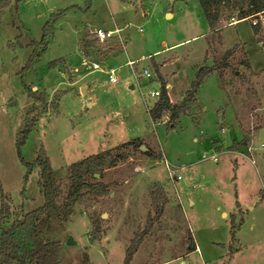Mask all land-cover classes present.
<instances>
[{"label":"rangeland","instance_id":"rangeland-1","mask_svg":"<svg viewBox=\"0 0 264 264\" xmlns=\"http://www.w3.org/2000/svg\"><path fill=\"white\" fill-rule=\"evenodd\" d=\"M232 15L224 13L218 32L198 0H0V208L9 203L14 216L44 204L37 165L25 181L40 150L65 191L72 163L102 150L123 156L117 145L141 135L144 147L126 149L125 161L105 169L110 193L86 198L46 232L62 243L63 263L88 255L91 264H123L131 240L156 215L153 189L163 188L168 202L130 264H264V24L254 33L251 18L230 25L238 18ZM98 28L121 29L124 46L119 37L100 41L107 51L92 47L88 56L115 69L117 83L81 57L82 41L96 38L91 31ZM232 48L229 67L202 80L191 114L152 122L148 110L157 97L149 92L162 88L164 76H179L171 82L176 99L200 67L221 63ZM91 71L80 82L95 84L99 100L89 109L81 106L80 84L69 83L72 74ZM38 91L48 101L42 115L44 103L31 94ZM35 117L20 155L18 133ZM95 218L102 227L96 235Z\"/></svg>","mask_w":264,"mask_h":264},{"label":"trees","instance_id":"trees-1","mask_svg":"<svg viewBox=\"0 0 264 264\" xmlns=\"http://www.w3.org/2000/svg\"><path fill=\"white\" fill-rule=\"evenodd\" d=\"M20 1L16 0V4ZM198 1L212 31L220 32L223 29L220 26V21L224 19L226 11H233L231 17L237 14L238 18L236 20L253 18L260 12L264 13V0ZM7 5L8 2L2 4L1 8ZM65 12L66 9H64L62 14ZM253 28L255 33L259 31V25H253ZM82 42V51L86 55L85 57L90 55V48L95 47L99 49L100 47V41L97 38L89 39L85 37ZM46 46L47 41L44 42V47ZM234 49L232 48L225 53L221 63H215L210 66L206 64L200 67L196 78L190 86L191 88L187 90L186 96L179 103L171 102L165 81L162 78L163 85L160 89V94L148 110L153 121L168 118L169 122L172 123L179 118L180 114L189 111L202 80L205 76L221 70V66L228 68L229 63L226 62V59L233 53ZM33 61L32 59L30 60L31 65L34 63ZM55 64L56 61L51 62L52 66ZM31 94L36 100L44 103L43 108L38 107V115H42L48 110L46 95L39 91L35 93L31 92ZM56 106H59L58 103H56ZM36 119L35 117L25 129L18 133L17 147L20 155H22L21 146L27 141L31 125L34 124ZM241 143L245 144L244 140ZM141 146H144L143 139L133 138L117 145V149L120 150L123 156L119 153L118 155H114L111 150H102L72 163L69 167L68 185L65 191L58 183L56 171L51 164L50 158L44 150H40L36 163H27L28 171L25 175V181L28 179V174L31 172L33 166L37 165L39 167V184L41 193L44 196V204L30 212H17L14 216L11 215L10 204L6 202L2 204L0 208V264H64L61 258L62 243L59 240L49 238L46 232L52 230L56 219L67 222L74 213L76 206L84 203L86 198L92 200L109 194V186L104 181L105 169L117 166L120 162L125 161L127 159V156L124 155L126 149L137 150ZM146 151H149V149ZM149 154L156 155L153 151H149ZM21 159L24 160L23 158ZM1 192L2 198H6L3 189H1ZM152 194L156 215L153 217L149 216L146 229L142 232L138 231L131 240L130 246L126 250L123 264H130L144 240L146 230L162 215L164 206L168 202L163 188H158V190L153 189ZM12 216L13 220L9 224L8 221ZM93 225L95 235L101 232L100 219H93ZM234 228L233 225L231 229L233 240L235 238ZM191 238H189V241L192 240L189 247L191 251H194L197 249V245ZM78 264H91L88 255L83 256Z\"/></svg>","mask_w":264,"mask_h":264},{"label":"crops","instance_id":"crops-1","mask_svg":"<svg viewBox=\"0 0 264 264\" xmlns=\"http://www.w3.org/2000/svg\"><path fill=\"white\" fill-rule=\"evenodd\" d=\"M26 1H28V0H26ZM32 1H38V0H32ZM34 3V2H33ZM36 3V2H35ZM76 6V5H75ZM74 9H76V8H74ZM78 9L79 10H81V7H78ZM167 15H168V17H171L172 16V14L170 13V12H167ZM247 19V18H246ZM242 20H244V19H241V20H237L236 22H232L230 25H235L237 22H239V21H242ZM110 30H113L112 28L110 29ZM254 32V31H253ZM255 33V32H254ZM98 50H100V52H104V51H107V48H104V47H99V49ZM81 54V57L82 58H84L86 55L83 53V52H81L80 53ZM130 61V60H129ZM128 61V62H129ZM66 62V61H65ZM67 63V62H66ZM159 65H160V67H161V69L163 68V67H165V65H167V62H164V61H162V62H160L159 63ZM251 66H252V64H251ZM254 69V71L255 72H257V71H259V70H261V69H263V68H261V69H255V68H253ZM99 71H101V72H103V73H105L104 71H102V70H99ZM93 72H95V71H91V72H87L86 73V75H83L82 77H77V78H75L76 76H74L75 75V73L74 74H72V79L70 80V83H69V85L71 86V87H75V86H73V85H76V84H80V86H79V89H82V91H84L85 93H82V92H80L79 91V94H78V96H80V103H81V106L82 107H84V108H86V107H88L89 109H92L93 107H95L96 106V104H97V102H98V97H97V95H95V84H94V87L93 86H91V83H80L81 82V80H83L86 76H88L89 74H91V73H93ZM106 74V73H105ZM167 76V75H166ZM166 76H164L165 77V81H166V83H167V88H168V94H169V97H170V100H171V102H173V103H179V102H181L182 100H183V94H184V91H187L188 90V85L186 84V86L182 89L183 90V92H182V94L178 97V98H174V96L171 94V92H170V90L172 89V88H175V85L176 84H174V83H176V80L179 78V76H177V78H175L173 81H171V82H174L173 84L171 83V82H169V80L166 78ZM174 85V86H173ZM129 88L130 89H133V87H132V85H130L129 86ZM84 89V90H83ZM158 98V97H157ZM59 107H60V105H59ZM189 113L188 114H191V110H189L188 111ZM150 115V114H149ZM150 118H151V116H150ZM151 120H152V122L154 123V122H156V121H153V119L151 118ZM264 126V125H263ZM263 129H264V127H262ZM251 137V136H250ZM135 138H144L143 136H138V137H135ZM131 139H133V138H131ZM199 138H197V137H195L194 138V140L195 141H197ZM130 140V139H129ZM232 141V140H231ZM120 143H123V142H120ZM264 146V145H263ZM198 250V246H197V249H196V251Z\"/></svg>","mask_w":264,"mask_h":264},{"label":"built area","instance_id":"built-area-1","mask_svg":"<svg viewBox=\"0 0 264 264\" xmlns=\"http://www.w3.org/2000/svg\"><path fill=\"white\" fill-rule=\"evenodd\" d=\"M251 19H252L253 25H260L261 26V23L264 24V13L260 12L255 17H253ZM233 20H234L233 22L237 21L235 18ZM91 32L101 42H105V41L113 39L115 37H119V39L121 40V43L124 46L125 42L122 40V36L120 34L121 33V29L120 28H116L115 30H107V31L103 30L102 28H98V29L92 30ZM84 62H86V63L88 62L90 64V67H92L93 70H102V71H104L108 75V78H109L110 82H112V83H117L118 82V79H117V77L115 75V69H113V68L103 69L98 62L90 61V60L88 61V57H85ZM129 64L130 65H134V61L130 60ZM145 75L147 77H151V73L147 69L145 70ZM159 94H160V90L159 89H153V90H151L149 92V95H151L153 97H158ZM203 157H204V159L207 158V153L206 152L203 153ZM211 158L214 159V160H217V156L216 155H212ZM252 161L255 162L254 159H252ZM173 172H175V171L170 169V173H173ZM178 179H180V180L183 179L182 174H178Z\"/></svg>","mask_w":264,"mask_h":264},{"label":"water","instance_id":"water-1","mask_svg":"<svg viewBox=\"0 0 264 264\" xmlns=\"http://www.w3.org/2000/svg\"><path fill=\"white\" fill-rule=\"evenodd\" d=\"M231 143H232V141H231V138H230V134H229V131L227 130L226 131V144H227V146H230ZM96 176H98V174H96ZM67 242H68V244H74L75 241H74V239L72 237H70Z\"/></svg>","mask_w":264,"mask_h":264}]
</instances>
